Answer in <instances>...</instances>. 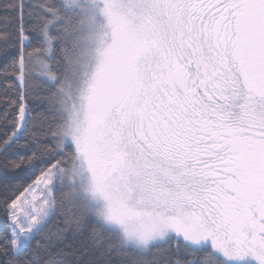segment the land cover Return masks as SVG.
I'll list each match as a JSON object with an SVG mask.
<instances>
[{"label": "snow or ice", "instance_id": "obj_1", "mask_svg": "<svg viewBox=\"0 0 264 264\" xmlns=\"http://www.w3.org/2000/svg\"><path fill=\"white\" fill-rule=\"evenodd\" d=\"M0 264H264V0H0Z\"/></svg>", "mask_w": 264, "mask_h": 264}, {"label": "trees", "instance_id": "obj_2", "mask_svg": "<svg viewBox=\"0 0 264 264\" xmlns=\"http://www.w3.org/2000/svg\"><path fill=\"white\" fill-rule=\"evenodd\" d=\"M0 218H2V213H0Z\"/></svg>", "mask_w": 264, "mask_h": 264}]
</instances>
